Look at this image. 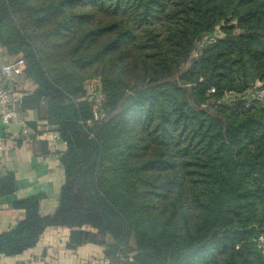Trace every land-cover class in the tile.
I'll return each instance as SVG.
<instances>
[{"label":"trees","instance_id":"1","mask_svg":"<svg viewBox=\"0 0 264 264\" xmlns=\"http://www.w3.org/2000/svg\"><path fill=\"white\" fill-rule=\"evenodd\" d=\"M0 47L65 147L55 213L18 202L1 255L59 226L120 264H264V0H0Z\"/></svg>","mask_w":264,"mask_h":264},{"label":"crops","instance_id":"2","mask_svg":"<svg viewBox=\"0 0 264 264\" xmlns=\"http://www.w3.org/2000/svg\"><path fill=\"white\" fill-rule=\"evenodd\" d=\"M12 60L0 47V81L4 78L3 66ZM8 85L19 105L23 96L36 88V84L27 80L25 75L10 78ZM19 105L21 118L28 122L32 131L22 134L25 141L16 146L15 139L7 137L0 124V177L12 173L16 184L12 193L0 191V233L25 218L26 211L16 206L23 199L40 196V214L53 215L65 180L60 160L65 147L56 138L59 133L46 121H41L37 111H21ZM33 123H37L36 128L31 126ZM70 232L68 227L48 226L34 248L18 256L0 254V264H120L106 255L104 245L88 243L76 249L68 248Z\"/></svg>","mask_w":264,"mask_h":264},{"label":"built area","instance_id":"3","mask_svg":"<svg viewBox=\"0 0 264 264\" xmlns=\"http://www.w3.org/2000/svg\"><path fill=\"white\" fill-rule=\"evenodd\" d=\"M208 40L210 41V39ZM25 68L26 65L23 59H13L2 68L4 78L0 81V124L4 127V134L10 138H14L17 131L22 134L31 133L32 131L28 122L21 118V112L18 109L19 101L13 97L11 88L8 85V80L10 78H20L24 74ZM210 91L214 92L215 88ZM252 97L263 98L264 89H254ZM91 100L94 101V106L98 109L104 100V95L99 89L93 88L91 89ZM56 138L60 139L59 135Z\"/></svg>","mask_w":264,"mask_h":264},{"label":"rangeland","instance_id":"4","mask_svg":"<svg viewBox=\"0 0 264 264\" xmlns=\"http://www.w3.org/2000/svg\"><path fill=\"white\" fill-rule=\"evenodd\" d=\"M88 86L90 87L91 85L89 84Z\"/></svg>","mask_w":264,"mask_h":264}]
</instances>
